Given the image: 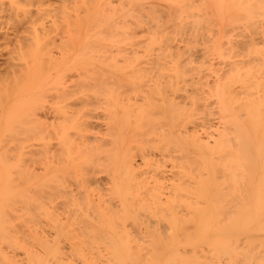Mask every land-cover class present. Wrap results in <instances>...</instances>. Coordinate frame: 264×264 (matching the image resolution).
I'll return each instance as SVG.
<instances>
[{
  "label": "bare ground",
  "instance_id": "bare-ground-1",
  "mask_svg": "<svg viewBox=\"0 0 264 264\" xmlns=\"http://www.w3.org/2000/svg\"><path fill=\"white\" fill-rule=\"evenodd\" d=\"M0 62V264H264V0H0Z\"/></svg>",
  "mask_w": 264,
  "mask_h": 264
},
{
  "label": "rangeland",
  "instance_id": "rangeland-1",
  "mask_svg": "<svg viewBox=\"0 0 264 264\" xmlns=\"http://www.w3.org/2000/svg\"><path fill=\"white\" fill-rule=\"evenodd\" d=\"M154 2H155V1H154ZM154 2H153V3H154ZM153 3H152V4H153ZM155 4H156V2H155ZM159 4H162V3H157V5H159ZM159 6H160V5H159ZM159 6H157V8H159ZM163 6H164V4H163ZM163 6L161 5V7H163ZM56 40H57V41L59 40L58 37H57ZM55 55H56V54H55ZM0 65H1L0 68L3 69L4 66H2L1 62H0Z\"/></svg>",
  "mask_w": 264,
  "mask_h": 264
}]
</instances>
